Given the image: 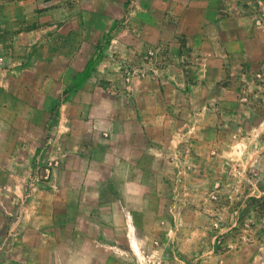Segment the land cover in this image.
<instances>
[{"label":"rangeland","instance_id":"rangeland-1","mask_svg":"<svg viewBox=\"0 0 264 264\" xmlns=\"http://www.w3.org/2000/svg\"><path fill=\"white\" fill-rule=\"evenodd\" d=\"M138 1L135 0L134 8L131 0H0V264H54L63 255L61 250L54 249L55 245L47 250L38 230L44 226L42 218L47 215V209L41 205V197L46 194L41 192L48 188L53 168L59 161L58 156L51 154L50 135L55 123L51 120L34 128L24 122L26 119L16 122L20 114L44 118L48 114L46 108L20 107L13 101H9V106H1L7 102L4 99L6 88L11 93L21 94L28 85L43 84L38 93L45 95L42 88L49 83L44 82L42 74L50 72L56 78L54 71L62 66L63 61L58 59L49 69L45 63H36L31 71L29 67L33 63L29 60L27 69L14 78L13 69L19 67L18 62L32 48L27 33L37 26L49 27L52 31L63 25L62 32L68 27L76 28L79 25L77 13H93L94 10L98 17L96 28H102L106 38L93 65L99 70L85 80L97 83L107 90L106 94L116 96L122 93L119 85L123 88L144 78V69L153 54L147 52L148 57L129 59L131 51L126 43L119 46L117 41L111 42L113 39L125 41L129 38L130 25L142 24ZM155 2L159 5L158 0ZM178 2L183 7L190 3L192 8L181 22L186 20L195 25L206 17L210 21L208 29L215 28L228 52L224 73L219 75L216 70L210 77L232 85L229 91L221 92L220 97H227L230 106L225 112L204 108L198 114L204 122L208 114L226 115L224 120L227 121L214 127L225 136L208 140L215 143V149L208 150L204 138L206 124L199 123L198 139H179L176 145L179 152L172 155L177 165L171 167L165 160L155 165L152 161L159 171L142 172L145 180L160 179L166 185L150 187L152 199L153 192L159 196L155 199L160 210L147 214L152 223L150 244L136 254L134 263L264 264V0ZM65 18L69 20L63 21ZM96 28L89 34L99 38ZM52 37V42H57L54 34ZM151 63H155L153 58ZM38 71L42 74H32ZM218 75L222 78L218 79ZM83 77H71V82H83ZM51 84L54 86L53 82ZM201 102L198 98L195 104ZM177 125L172 121L164 130L152 133L168 135ZM33 130L39 136L34 140L36 145H42L36 146L35 151L19 149L17 142L23 141L25 133V142H32ZM8 133L10 140L5 139ZM169 143L167 139L164 145L168 147ZM211 156H216L215 160L212 161ZM167 158V161L172 160ZM255 226L262 229L261 243L255 242V237L260 235L248 230ZM239 227L245 229L241 235ZM231 229L236 230L235 234L230 233ZM232 239L238 244L230 243ZM225 241L229 244L228 251L222 252Z\"/></svg>","mask_w":264,"mask_h":264},{"label":"crops","instance_id":"crops-1","mask_svg":"<svg viewBox=\"0 0 264 264\" xmlns=\"http://www.w3.org/2000/svg\"><path fill=\"white\" fill-rule=\"evenodd\" d=\"M131 2L135 8V0ZM158 2L159 5L155 0H139L137 11L142 15V24L130 25L129 38L125 41H111H117L119 46L126 43L132 52L128 53L129 59H142L148 57L147 52H153L144 69V78L123 88L119 85L121 94L108 95L97 83L85 80L99 70L93 65L106 38L102 28H96L98 17L94 10L78 12L76 28L68 27L62 32L63 25L52 31L37 26L27 33L32 48L25 52L26 57L18 62L19 67L11 75L19 76L27 69L29 60L33 63L29 67L31 71L36 63H45L49 69L56 60H62V66L54 71L56 78L50 72H32L42 74L44 82L49 83L42 88L45 95L38 93L43 84L28 85L21 94L11 93L6 80L3 84L7 102L1 106H9V101H13L16 106L42 107L48 111L41 119L20 114L16 122L26 119L24 122L34 128L51 120L55 123L50 135L51 154L58 156L59 161L53 168L48 188L41 192L46 194L41 197V205L47 209V215L42 218L44 226L38 228L47 250L55 245L54 249L63 252L54 264H135L136 254L150 244L152 223L147 214L160 210L156 204L159 196L153 192L152 199L150 187L166 185L160 179L145 180L142 172L159 171L152 161L155 165L161 160L171 167L177 165L172 155L179 152L176 149L179 139H198L199 123L206 124L204 138L208 150L215 149V143L208 140L225 136L214 127H220L226 115L208 114L204 122L198 114L204 108L225 112L230 106L227 97H220L232 85L210 77L216 70L219 75L224 73L228 52L215 28L208 29L210 21L206 17L195 25L186 20L181 22L192 11L190 3L183 7L178 0ZM134 12L135 9L133 15ZM92 28L99 30V38L89 34ZM51 32L57 42H52ZM152 58L155 63H151ZM77 75L84 76L85 81L72 83L71 77ZM198 98L202 102L195 104ZM172 121L178 125L168 135L152 133L164 130ZM36 133L31 131L29 144L25 142V133L23 141L17 142L18 148L36 150V146H41L34 141L39 137ZM5 139H12L10 133ZM167 139L168 147L164 145ZM167 157L173 162L167 161ZM211 158L213 161L216 156ZM238 230L241 235L245 229ZM248 230L260 235L255 237V242H262L260 227ZM235 231L231 229L230 233ZM229 242L238 244L234 239ZM226 243L221 247L222 252L228 251Z\"/></svg>","mask_w":264,"mask_h":264}]
</instances>
